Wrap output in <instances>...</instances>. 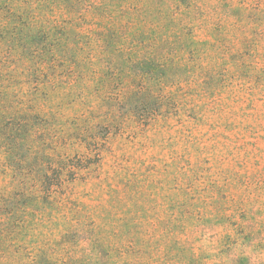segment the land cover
Returning a JSON list of instances; mask_svg holds the SVG:
<instances>
[{
    "label": "rangeland",
    "instance_id": "374dc122",
    "mask_svg": "<svg viewBox=\"0 0 264 264\" xmlns=\"http://www.w3.org/2000/svg\"><path fill=\"white\" fill-rule=\"evenodd\" d=\"M0 264H264V0H0Z\"/></svg>",
    "mask_w": 264,
    "mask_h": 264
}]
</instances>
